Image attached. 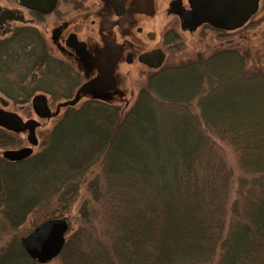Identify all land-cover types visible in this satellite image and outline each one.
Here are the masks:
<instances>
[{"label":"trees","instance_id":"16d2710c","mask_svg":"<svg viewBox=\"0 0 264 264\" xmlns=\"http://www.w3.org/2000/svg\"><path fill=\"white\" fill-rule=\"evenodd\" d=\"M26 55L0 42V94L13 104L49 90L45 73L31 83ZM263 90L264 68L216 49L150 77L131 104L66 109L27 159L0 157V222L11 234L0 264H37L17 227L40 206L55 202L60 217L78 199L59 264H264V109L215 111L227 95ZM17 142L0 130V149ZM218 143L245 176L235 188Z\"/></svg>","mask_w":264,"mask_h":264},{"label":"flooded vegetation","instance_id":"af4514ba","mask_svg":"<svg viewBox=\"0 0 264 264\" xmlns=\"http://www.w3.org/2000/svg\"><path fill=\"white\" fill-rule=\"evenodd\" d=\"M5 1L13 7L2 6L0 12L10 11L13 18L21 20L12 18L0 25V42L8 45L16 40L24 46L28 56L25 60L35 73L32 84L42 78L39 73H45L48 81L44 85L49 90L34 94L28 102L36 120L26 118L25 121L39 122L35 135L40 121H56L68 108H77L86 102L120 105L111 100L125 99L118 88L122 71L127 77L130 69H138L147 82L181 60L169 62L174 52L184 48L185 38L189 43L192 40L197 43L209 31H217L205 23L185 26L183 15L192 11L190 0H44L39 4L40 10L30 9L20 0ZM199 55L195 53L191 58ZM115 56L112 91L84 90L73 106L59 107L54 114L60 104L72 100L84 84L98 76V66L109 63ZM161 57L160 66L151 67ZM35 96L45 98L51 114L49 119L40 120L32 111L31 100ZM20 134L28 135L27 132Z\"/></svg>","mask_w":264,"mask_h":264},{"label":"rangeland","instance_id":"374dc122","mask_svg":"<svg viewBox=\"0 0 264 264\" xmlns=\"http://www.w3.org/2000/svg\"><path fill=\"white\" fill-rule=\"evenodd\" d=\"M6 2L7 1L5 0H0V7L11 5ZM11 7H13V5H11ZM247 25L248 26L231 33H225V32L219 33L217 31H213V32L209 31L207 35L204 36L205 38H202V40L198 41L197 43H195V40H192L194 41L193 43H189V39L185 38L184 48L177 53L174 52L169 62H176L180 59L184 60L187 58H191L194 56L195 53H199L203 56H206L207 54L213 52L216 49H233L237 51L244 59L246 69L256 70V69L264 68V0H259L258 11L250 19ZM123 73L124 72L122 71L121 72L122 78H120L118 88L123 91L125 99L121 100L120 98L118 100L117 99L111 100L113 101V103H118L121 106L131 104L137 97L140 88H142V86H145L147 84L146 78L144 76H141L142 73H140L138 69H130L127 77ZM38 75H42V74L39 73ZM0 98L4 99L5 101H8L1 94H0ZM224 99L225 101L223 103L219 102L218 104L220 108L217 110L215 109L217 115L224 118L226 116L225 114H230V115L247 114L250 113L251 111L252 112L255 111V108H258L259 111H262V109H264V90L261 92L258 91L253 95H245L238 92L233 96L227 95V97H224ZM232 102H235V104L237 103L236 107L234 108L230 107ZM5 111L18 114L23 121H25L26 118L36 120V118L31 112L29 103L26 105H19L10 102L8 104V107L5 109ZM262 116H264V113L262 114ZM55 122L56 121H51V120L40 121L41 125L36 131L37 145L40 144V142H42L43 140V138H40L39 135L40 134L44 135L45 133L50 131ZM3 133H5V131ZM9 135H11V137H13L14 140H18L17 143H20V145L18 144L19 146L17 148L28 146L25 134L14 135L9 133ZM121 145L123 146V141H121L118 144L119 149ZM217 145L223 153L227 166L231 169L233 173L232 187L235 188L237 184V180L245 176L238 168L236 155L233 154V152L229 148H225V145L220 143H218ZM17 148H12V149H17ZM2 150L3 149H0V152ZM33 150L36 151L37 146L33 148ZM88 178H90V176ZM79 202L80 200L78 199L69 210V213L68 214L65 213L60 217L58 216L60 215L61 211L57 209L58 205H56L55 202L53 201L50 202V205L47 207L40 206L38 209H35V211L25 216L23 222L17 227L18 236L21 239L26 237L39 224L45 221L44 220L45 218L50 217L49 219L61 218L66 220L68 225L67 232L64 237L66 239V237H68L72 233V231L76 230L77 222H80L77 215V210H78L77 208ZM45 209L47 210L45 211ZM6 233L9 234L7 230H4V225L0 222V246L7 243L8 239ZM47 264H59V262L57 259H53Z\"/></svg>","mask_w":264,"mask_h":264},{"label":"water","instance_id":"95a60500","mask_svg":"<svg viewBox=\"0 0 264 264\" xmlns=\"http://www.w3.org/2000/svg\"><path fill=\"white\" fill-rule=\"evenodd\" d=\"M20 2L30 9H39V4L44 0H20ZM190 3L192 11L183 15L185 26L196 27L205 23L217 31L230 33L247 25L258 11L259 0H190ZM12 18L13 15L10 11L0 12V25ZM13 19L21 20L19 17ZM104 56L105 54L101 57V61ZM116 59L115 56L109 63L98 66V76L84 84L72 100L60 104L54 114L58 112L59 107L73 106L78 101L80 92L84 90L112 91L115 86L113 69ZM162 59L161 57L158 62L149 64L151 67L157 68L162 63ZM7 106V101L0 98V129L15 135L27 132L28 146L4 150L1 152V157L9 163H19L27 159L32 154L33 148L37 146L35 129L39 126V122L35 120L24 122L17 114L5 111ZM31 108L40 120L51 117L43 96H35L31 100ZM67 228L65 219H47L22 238L20 246L25 254L37 264H47L60 254Z\"/></svg>","mask_w":264,"mask_h":264}]
</instances>
